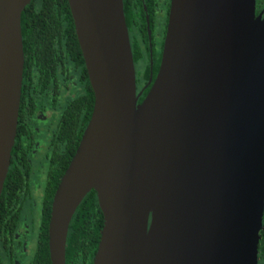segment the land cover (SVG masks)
Returning <instances> with one entry per match:
<instances>
[{
  "label": "water",
  "instance_id": "obj_1",
  "mask_svg": "<svg viewBox=\"0 0 264 264\" xmlns=\"http://www.w3.org/2000/svg\"><path fill=\"white\" fill-rule=\"evenodd\" d=\"M29 1L0 0V195ZM67 1L93 104L52 197L50 264H65L70 220L90 190L103 217L92 264H257L264 15L255 0H170L159 66L140 101L123 0Z\"/></svg>",
  "mask_w": 264,
  "mask_h": 264
},
{
  "label": "flooded vegetation",
  "instance_id": "obj_2",
  "mask_svg": "<svg viewBox=\"0 0 264 264\" xmlns=\"http://www.w3.org/2000/svg\"><path fill=\"white\" fill-rule=\"evenodd\" d=\"M126 2L136 9L140 4L142 6V12L137 10L135 15L126 18L136 90L142 89L138 97L140 101L155 77L153 55L155 59L159 58V66L170 0ZM255 13L264 15V0H255ZM141 48H147L149 61L150 58L152 60L147 77L144 67H141V59L134 57V53H138ZM24 76L19 103L21 116L14 143L25 151L29 177L19 206L10 203L0 216V264H42L40 232L45 170L53 166L52 154L64 151L65 145H59L58 138L67 121L65 111L67 108L71 110L74 98L84 92V74L76 65L71 50L65 47L52 60V68L47 65V69H40L38 65L35 67L27 61L22 79Z\"/></svg>",
  "mask_w": 264,
  "mask_h": 264
},
{
  "label": "trees",
  "instance_id": "obj_3",
  "mask_svg": "<svg viewBox=\"0 0 264 264\" xmlns=\"http://www.w3.org/2000/svg\"><path fill=\"white\" fill-rule=\"evenodd\" d=\"M136 8L128 5L126 0H123L125 19L129 15H135L137 10L142 12L141 4L138 9ZM21 33L24 54V75L27 61L32 62L35 67L38 65L40 69H47V65L52 68V60L60 55V49L63 47L71 50L76 65L84 74V92L74 98L72 102L73 108L71 110L67 108L65 111L67 121L65 120L66 124L59 133V145H65L64 151L52 154L53 166L45 170L40 256L42 264H50L47 227L52 196L89 119L93 104V91L89 84L67 0H31L28 2L21 11ZM134 57L141 59V67H144L147 77L150 68L147 48H141L138 53H134ZM153 60L154 76L159 58L155 59L153 55ZM24 81L25 76L22 79L21 92H23ZM69 110L70 113L68 114ZM20 116L21 105L19 108L17 130L19 128ZM25 156L23 148H17L15 142L11 149L10 164L0 195V216L10 203H17L18 207L21 203L20 200H23V195L26 192L25 188L28 184L27 178L29 177V164ZM102 225L103 217L98 206L96 193L94 190H90L81 200L70 220L66 236L65 264H92ZM257 248V264H264V208Z\"/></svg>",
  "mask_w": 264,
  "mask_h": 264
}]
</instances>
